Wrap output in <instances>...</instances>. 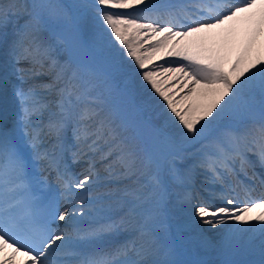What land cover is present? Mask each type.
I'll return each mask as SVG.
<instances>
[{
    "label": "snow or ice",
    "instance_id": "obj_1",
    "mask_svg": "<svg viewBox=\"0 0 264 264\" xmlns=\"http://www.w3.org/2000/svg\"><path fill=\"white\" fill-rule=\"evenodd\" d=\"M85 16L165 102L178 150L161 157L73 62L95 55ZM0 42L18 102L0 118V264H205L178 258L173 197L222 228L198 248L264 264V0H0Z\"/></svg>",
    "mask_w": 264,
    "mask_h": 264
},
{
    "label": "bare ground",
    "instance_id": "obj_2",
    "mask_svg": "<svg viewBox=\"0 0 264 264\" xmlns=\"http://www.w3.org/2000/svg\"><path fill=\"white\" fill-rule=\"evenodd\" d=\"M55 2V1H54ZM91 0H84L83 3H89ZM143 7V6H141ZM125 11V10H121ZM132 11V10H126ZM137 15H145L144 13H137ZM82 27L89 36L93 37L94 44L99 45L104 51L108 52L110 55L119 54L122 60L123 66L119 69L118 74L124 80V85L126 88V94L129 93L133 96V98L139 103L144 112L151 116V118L159 122L161 126L170 134L176 135L175 126L166 120L167 113L165 111L166 106L160 111V107L165 102L156 95L151 89L150 86H146L144 82H142L141 77L134 67V63L128 58L124 52V50L116 43H113L112 38L109 36L108 32L103 30L102 26L94 20L91 16H85L82 21ZM94 34V35H93ZM12 35V26H9L8 31L5 33L6 37H11ZM3 43L0 42V52H2ZM158 63H163V61H155ZM8 75L11 77L12 70L9 69ZM13 82L9 83L7 88L12 87ZM182 94V93H181ZM6 107V106H5ZM7 111V110H5ZM3 111V112H5ZM2 112L1 118L4 123H11V117L15 115V112L8 113L5 116ZM158 113V114H157ZM79 165L76 166V170H78ZM181 204L176 203L175 197H173L172 202L169 204L167 209V215H169V220L173 222V217L179 216L181 214L180 211ZM191 228V231L198 230L197 226H188ZM183 234L186 233L182 232ZM182 240H186L187 243H195L190 238H185L183 236ZM192 253L199 255L200 250L197 249L196 245L193 249H191ZM202 252H207L206 250H202ZM242 257V261L246 258L245 255Z\"/></svg>",
    "mask_w": 264,
    "mask_h": 264
},
{
    "label": "rangeland",
    "instance_id": "obj_3",
    "mask_svg": "<svg viewBox=\"0 0 264 264\" xmlns=\"http://www.w3.org/2000/svg\"><path fill=\"white\" fill-rule=\"evenodd\" d=\"M55 1V0H54ZM63 2L66 3H70V4H81L84 2V0H63ZM94 52H95V56H96V60L95 62H97V64H100L101 61H105L107 67L109 68H117V67H122V60L119 54H113L110 55L108 52L104 51L99 45H94ZM98 59V60H97ZM96 67V68H94ZM92 69L95 70V72H92L87 70L88 73V77L92 79L96 78L97 80H95L96 84L98 85V92L102 93L103 96L105 97V105L106 108H111L113 109V103L111 100V91H108L107 93L104 94V91H106V86H107V82L108 79L107 77H104L101 73V71L98 69L97 66H92ZM118 69V68H117ZM113 75V81L114 84L111 85L112 87H114L115 89H119L122 91H125V85H124V80L119 76L118 72H114L112 73ZM15 79V77H13V80ZM124 98V103L126 104V110L131 112V113H136V119L133 120L134 121H140L139 124H137V129L140 130V135H141V139L143 141H146L150 144V140L151 138L154 140L155 143V131L157 130H161V126L159 124H157L158 122H154L152 121L149 117L147 116V114L144 113L141 105H139L138 103H136L135 101H131L132 98L129 95H125ZM166 105L163 104V106L161 107V109H163ZM129 112L127 113V115H129ZM126 115V116H127ZM161 134V132L159 133ZM151 145V144H150ZM154 147H156L155 149L157 150L158 153V145L157 143L152 145ZM179 147H181L180 145L176 144V149H179ZM160 152V151H159ZM159 154V153H158Z\"/></svg>",
    "mask_w": 264,
    "mask_h": 264
}]
</instances>
